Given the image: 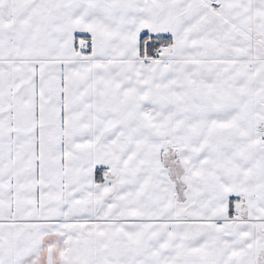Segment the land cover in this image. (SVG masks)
I'll use <instances>...</instances> for the list:
<instances>
[{"label": "snow or ice", "instance_id": "snow-or-ice-1", "mask_svg": "<svg viewBox=\"0 0 264 264\" xmlns=\"http://www.w3.org/2000/svg\"><path fill=\"white\" fill-rule=\"evenodd\" d=\"M0 264H264V0H0Z\"/></svg>", "mask_w": 264, "mask_h": 264}]
</instances>
